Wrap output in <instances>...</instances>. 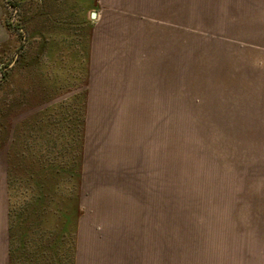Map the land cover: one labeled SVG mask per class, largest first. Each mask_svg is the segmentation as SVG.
Segmentation results:
<instances>
[{"label": "rangeland", "instance_id": "1", "mask_svg": "<svg viewBox=\"0 0 264 264\" xmlns=\"http://www.w3.org/2000/svg\"><path fill=\"white\" fill-rule=\"evenodd\" d=\"M40 1L0 0L7 29L0 44V103L11 93L21 97L28 81H69V85L84 81L81 66L86 56L81 45L87 42L91 28L82 24L81 14L90 19V6L95 7V2L61 0L74 7V23L83 30L78 58L76 46L65 39L75 34L70 28H40ZM203 2L159 0V128L155 138L148 134L150 121L146 124L140 119L130 146L120 136L103 135L98 142L95 136L90 139L91 163L97 155L105 159L106 151L118 148L113 154L117 166L104 168L100 162L82 185L80 236L85 255H159L202 262L205 255L231 254L228 243L241 239L233 214L242 201L235 197L246 193L250 178L258 173V162L262 169L264 152L252 149L255 138L248 117L252 105H244L249 113L244 119H228V110L234 111L237 105L224 104L220 109L213 102L214 93L210 99L205 88ZM14 3L21 9L13 8ZM77 28L73 24L71 29ZM41 32L49 39L58 35V42L52 55L42 60L40 71V66L29 69L21 60L23 55L39 59ZM1 81H14V86L5 88ZM76 92L33 108L36 100L30 98L9 121L0 115L2 126L7 124L12 138L17 123Z\"/></svg>", "mask_w": 264, "mask_h": 264}, {"label": "crops", "instance_id": "2", "mask_svg": "<svg viewBox=\"0 0 264 264\" xmlns=\"http://www.w3.org/2000/svg\"><path fill=\"white\" fill-rule=\"evenodd\" d=\"M94 2L95 7L90 6L92 29L82 185L89 181L90 170L100 162L104 168L117 166L113 156L116 146L105 152V159L97 155L95 162L88 160L91 137L95 136L98 142L103 135L120 136L130 146L133 130L138 134V120L146 124L150 121L148 134L153 139L159 128V0ZM203 4L205 88L211 93L210 99L214 93L213 102L220 109L224 104L237 105L234 111L228 110V119H244L249 114L244 105H252L248 115L252 120L251 135L255 138L252 149L263 153L264 0H204ZM92 12L97 14L95 19L91 18ZM3 16L0 3V44L7 31ZM11 139L0 148V264H10L8 150ZM256 167L258 173L250 178L246 193L234 196L242 201L233 214L241 239L228 243L231 254L205 255L202 262L159 255H85L80 236L81 214L75 264H264V164L262 169L259 162Z\"/></svg>", "mask_w": 264, "mask_h": 264}, {"label": "trees", "instance_id": "3", "mask_svg": "<svg viewBox=\"0 0 264 264\" xmlns=\"http://www.w3.org/2000/svg\"><path fill=\"white\" fill-rule=\"evenodd\" d=\"M70 5L61 0H41L37 17L43 30L70 28L75 34L65 39L71 41L69 45L76 46L75 56L78 57V41L82 44L84 40L83 30L74 23V7ZM11 6L21 9L16 3ZM69 6L73 7L71 11ZM80 7L82 12L85 11L84 6ZM65 10L67 13L64 15ZM81 16L82 24L92 29V20L83 13ZM73 24L77 28L74 31L71 29ZM7 26L10 28L11 25ZM25 29L28 34V28ZM91 29L87 42L81 45L86 56L85 66H81L84 81L69 85V81H56L51 76L50 80L55 81H28L21 97L14 98L11 93L0 103V115L9 121L21 103L30 98L36 100L33 108L77 90L70 97L29 115L13 129L8 150L10 264H75L78 221L82 214L80 200ZM43 33L40 34L39 59L22 56L21 62H26L24 66L29 69L40 66L38 70L41 71L42 60L52 55V49L58 42V35L49 39ZM1 82L5 88L14 86V81ZM2 125L0 118V148L8 142L11 130L7 124ZM18 195L21 199L17 198Z\"/></svg>", "mask_w": 264, "mask_h": 264}, {"label": "water", "instance_id": "4", "mask_svg": "<svg viewBox=\"0 0 264 264\" xmlns=\"http://www.w3.org/2000/svg\"><path fill=\"white\" fill-rule=\"evenodd\" d=\"M96 15H97L96 12H92V13H91V18H92V19H95V18H96Z\"/></svg>", "mask_w": 264, "mask_h": 264}]
</instances>
